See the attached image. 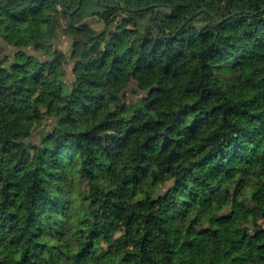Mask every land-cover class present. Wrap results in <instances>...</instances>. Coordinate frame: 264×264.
<instances>
[{"label":"trees","instance_id":"obj_1","mask_svg":"<svg viewBox=\"0 0 264 264\" xmlns=\"http://www.w3.org/2000/svg\"><path fill=\"white\" fill-rule=\"evenodd\" d=\"M0 264H264V0H0Z\"/></svg>","mask_w":264,"mask_h":264},{"label":"rangeland","instance_id":"obj_2","mask_svg":"<svg viewBox=\"0 0 264 264\" xmlns=\"http://www.w3.org/2000/svg\"><path fill=\"white\" fill-rule=\"evenodd\" d=\"M92 19H90L91 21ZM92 24L95 25L97 28H101L103 26V22L101 21H95V18L92 20ZM57 46L62 49L63 51H68L70 46V40L69 39H61Z\"/></svg>","mask_w":264,"mask_h":264}]
</instances>
